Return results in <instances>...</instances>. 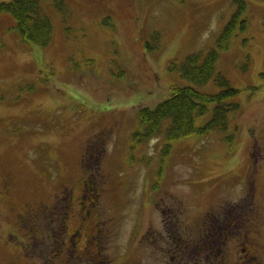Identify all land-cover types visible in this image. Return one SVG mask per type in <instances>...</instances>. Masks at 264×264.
Returning <instances> with one entry per match:
<instances>
[{"label":"rangeland","instance_id":"374dc122","mask_svg":"<svg viewBox=\"0 0 264 264\" xmlns=\"http://www.w3.org/2000/svg\"><path fill=\"white\" fill-rule=\"evenodd\" d=\"M236 1L64 0L59 10L42 0L53 26L44 47L23 43L0 11V264H63L64 207L79 209L81 195L85 220L66 218L67 231L83 222L92 234L98 222L105 247L100 263L64 264L125 253V264H264V0H244V25L217 63L239 91L227 101L232 149L217 131L169 149L164 133L134 138L139 109L185 84L171 64L215 47ZM29 208L37 215L20 219ZM250 232L259 244L241 262Z\"/></svg>","mask_w":264,"mask_h":264},{"label":"trees","instance_id":"16d2710c","mask_svg":"<svg viewBox=\"0 0 264 264\" xmlns=\"http://www.w3.org/2000/svg\"><path fill=\"white\" fill-rule=\"evenodd\" d=\"M52 1L59 10L64 5V0ZM41 2L42 0H12L1 3L0 11L11 15L14 29L23 43L44 47L52 39L53 26L43 13ZM236 3L238 9L217 39L215 47L206 55L194 53L181 62L171 64L169 70L177 74L185 84L172 85L169 97L155 108L139 109L138 121L141 131L134 134V138H148L164 133L169 149L173 144L191 136L200 137L217 131L226 133L224 139L230 150L232 149L235 133L227 132V127L229 114L235 111L236 106L227 101L236 98L239 91L217 71V63L221 53L229 48L233 30L244 25V21L239 23L238 18L243 14L247 3L244 0H237ZM152 50L149 51L154 52ZM210 84L219 90L215 93L199 90ZM209 114L210 118L203 125H199L198 121Z\"/></svg>","mask_w":264,"mask_h":264},{"label":"flooded vegetation","instance_id":"af4514ba","mask_svg":"<svg viewBox=\"0 0 264 264\" xmlns=\"http://www.w3.org/2000/svg\"><path fill=\"white\" fill-rule=\"evenodd\" d=\"M253 186V185H251ZM69 199L71 200V194L69 195ZM85 199H86V196L85 195H81L79 196V200H78V204L77 205H80L79 209L77 207L76 211H75V208L73 206V203L72 201H69L67 200L66 202V205H65V209H64V223H63V226H62V231L63 233L67 232V237H68V240H69V246H70V249L68 251L65 250V248L63 246H61V248L59 249L58 253L59 256L61 257L60 260L61 262L64 264V263H67V262H70V260H75L77 259L76 257L78 256V258H81L82 256H84L85 258L89 259V258H93V259H96V261L99 259V263L101 262V257H102V248L105 247V246H100L101 245V230L99 229V226H98V222L97 224H94L95 226V230L93 231L92 234H88L87 231H91L92 229L91 228H86L85 224H83V222H78L80 223V225H84V226H80L78 223L76 225H74L73 227V231L68 233L67 231V225H66V218L68 219H71V218H76V217H80L82 220H85L84 218V213L86 211V204H85ZM90 207L89 210H92V214H96L97 213V210L96 209H92L93 206H88ZM226 214V212H223ZM34 215H37V210L36 209H33V208H29L27 209L26 211H24V214H20L19 217L20 219L22 220H30L32 216ZM71 215V216H70ZM87 215H89V212H87ZM233 224V223H232ZM225 231H227L226 229H224ZM84 231V233H83ZM217 232V230L215 229L214 230V227L213 226H210L209 228L206 229V233L205 235L207 236V238L209 236H212L213 233L215 234ZM84 234V235H83ZM250 238L248 237H245V240H244V244L242 246H245L246 248H243V253H244V258L243 256L240 259V261L242 262V260H245L246 263L249 261L248 259V251L251 252V250H249V248L247 249L248 246H250L251 248H253V246H255V248L257 247V245L259 243H256L254 242V239H253V234L250 232ZM89 237L91 240H93L96 244H98L99 246H86V243L84 246H78L80 243H81V240L82 239H85ZM216 238V237H214ZM87 243L90 244V240H86ZM64 245H66V242H64ZM219 245V244H217ZM227 245V240L226 241H222V244L221 246H226ZM16 248V246H14ZM81 252V253H79ZM220 253V251H219ZM29 257L26 253L25 255L23 254L22 258L25 259ZM126 253L123 255V259H113V260H110L109 262L108 261H105L104 264H113L114 262L113 261H116L115 263L116 264H125L126 262ZM255 260V257L251 256L250 254V261L251 263H253ZM114 263V264H115ZM198 264V262L196 263Z\"/></svg>","mask_w":264,"mask_h":264}]
</instances>
